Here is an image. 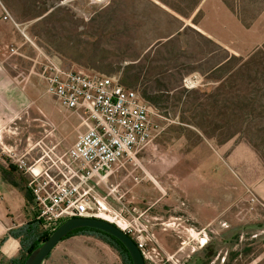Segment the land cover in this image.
Here are the masks:
<instances>
[{
	"label": "rangeland",
	"instance_id": "1",
	"mask_svg": "<svg viewBox=\"0 0 264 264\" xmlns=\"http://www.w3.org/2000/svg\"><path fill=\"white\" fill-rule=\"evenodd\" d=\"M120 1L0 0V62L16 77L29 73L31 64L30 76L38 80L41 52L65 68L119 75L158 114L154 136L92 191L113 215L120 205L111 191L145 212V264H187L193 255L202 264H264L255 260L264 253V41L250 52L230 53L190 30L174 38L135 36L142 16L134 13L135 0ZM223 1L244 25L264 14V0ZM2 7L14 24L2 20ZM191 76L200 82L186 89ZM43 91L34 87L38 99L20 102L31 116L0 100V161L16 166L21 158L30 166L49 151V143H39L55 126L42 112L54 105ZM57 143L62 151L52 157L68 150ZM22 173L17 169L14 180H28ZM0 189L17 199L18 192L1 182ZM29 217L24 208L11 222L24 224ZM199 240L207 244L201 247ZM43 262L121 264L116 251L92 236L58 243Z\"/></svg>",
	"mask_w": 264,
	"mask_h": 264
},
{
	"label": "built area",
	"instance_id": "2",
	"mask_svg": "<svg viewBox=\"0 0 264 264\" xmlns=\"http://www.w3.org/2000/svg\"><path fill=\"white\" fill-rule=\"evenodd\" d=\"M93 1L99 4L107 0ZM2 20L13 23L3 7ZM38 55L47 94L62 108L77 113L84 128L71 147L58 157L50 156V151L44 152L30 166L21 158L15 160V167L29 175L27 189L31 195L32 220L40 222L44 231L53 232L64 220L98 218L97 212L110 211L96 200L93 189L115 165L125 158L131 159L135 148L148 143L157 129L153 120L159 116L135 90L121 84L119 75L73 70L41 52ZM199 82L191 76L184 80V87L193 88ZM110 193L112 200L120 205L114 216L123 222L112 224L133 240L144 258L150 240L145 212L123 203L117 191Z\"/></svg>",
	"mask_w": 264,
	"mask_h": 264
},
{
	"label": "crops",
	"instance_id": "3",
	"mask_svg": "<svg viewBox=\"0 0 264 264\" xmlns=\"http://www.w3.org/2000/svg\"><path fill=\"white\" fill-rule=\"evenodd\" d=\"M120 5H123V0L120 1ZM134 13L136 16H142L140 20L136 17L135 36L156 35L161 38H174L182 34L183 31L190 30L197 36L209 40L230 53L250 52L264 41V14L260 16L256 23L252 21L251 24L244 25L223 0H166V2L162 0H142L141 2L135 0ZM127 27L129 28L130 25ZM155 30L157 32H154ZM52 60L62 65L56 58L52 57ZM26 68L29 73L23 77H16L8 64L0 62V100H8L7 106L11 105L12 112H18L22 117L31 116L34 115L33 111L28 108L25 110L18 108L20 102L33 101L37 98L32 95V88L37 87L40 90L44 88L43 94H40L41 97H45L54 106L51 107V110L46 106V109H43L42 116L44 118L48 117V121L55 126V130L49 132L44 138L42 136V141L39 144L43 141L49 143L50 146L48 149L46 147V150L52 152V155L55 154V150L62 151L60 143H57L58 141L65 149H69L76 136L84 131V128L80 125L79 115L62 108L52 96L47 94L43 82L44 78L41 74L38 76L35 73L38 80L30 76L33 73L31 64L27 65ZM40 112L39 110V114ZM23 145L24 143L21 148ZM23 150L24 148L20 149L21 152ZM37 159L34 158V161ZM8 164L10 163L0 161V182L2 186L17 191L18 197L14 200L11 198L12 191H8L4 195L0 189V195L3 194L4 197L0 201V239L4 238L0 244V264H6L9 260L19 257V240L8 234L22 228L32 220L33 216L31 203L25 198L28 180L24 176L25 180L20 178L15 181L12 175L17 170L11 171ZM20 175L26 174L22 173ZM12 182L14 185H12ZM24 208H27V214L30 215L29 220L24 224H13L11 220L15 217L19 220L22 217ZM206 244L207 240L204 244L199 243L201 247ZM192 257L187 264H202L201 258H195V255ZM215 257L217 261H222L225 255L219 254ZM255 260L264 261V253H259ZM42 264H45V262Z\"/></svg>",
	"mask_w": 264,
	"mask_h": 264
},
{
	"label": "water",
	"instance_id": "4",
	"mask_svg": "<svg viewBox=\"0 0 264 264\" xmlns=\"http://www.w3.org/2000/svg\"><path fill=\"white\" fill-rule=\"evenodd\" d=\"M90 228L101 231L119 241L129 254L132 264H145L133 240L114 224L99 218L74 217L62 222L50 236L34 249L23 264H42L53 248L71 231Z\"/></svg>",
	"mask_w": 264,
	"mask_h": 264
},
{
	"label": "trees",
	"instance_id": "5",
	"mask_svg": "<svg viewBox=\"0 0 264 264\" xmlns=\"http://www.w3.org/2000/svg\"><path fill=\"white\" fill-rule=\"evenodd\" d=\"M11 171L17 170V168L11 164H8ZM12 185L13 182H12ZM26 200L31 203V195L28 189L25 191ZM65 221V220H64ZM62 221V222H64ZM60 222L59 225L62 223ZM41 227L40 222H35L30 220L22 228L15 231L9 232L8 235L19 240L21 257L9 260L6 264H23L27 256L36 249L42 242H44L52 232L42 231L38 233V229ZM75 236H92L96 237L102 242L110 246L118 254L121 264H132L128 252L123 247V245L117 241L115 238L95 229L90 228H79L69 232L62 240L69 239ZM4 238L0 239V244L3 242ZM50 255V254H49ZM46 257V259L49 257Z\"/></svg>",
	"mask_w": 264,
	"mask_h": 264
},
{
	"label": "bare ground",
	"instance_id": "6",
	"mask_svg": "<svg viewBox=\"0 0 264 264\" xmlns=\"http://www.w3.org/2000/svg\"><path fill=\"white\" fill-rule=\"evenodd\" d=\"M102 206H104V205H102ZM98 218H99V219L106 220V221H108V222H110V223L116 222L118 225H122V224H123V222L120 221L117 217H115V216L111 213V211H106V210H105V211H101V212L99 213V215H98ZM199 243L204 244L205 241H204V240H199Z\"/></svg>",
	"mask_w": 264,
	"mask_h": 264
}]
</instances>
